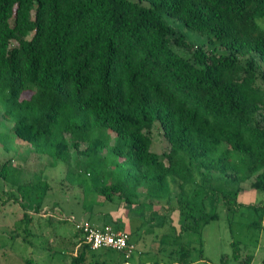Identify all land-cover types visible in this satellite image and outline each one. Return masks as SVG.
I'll return each mask as SVG.
<instances>
[{"label": "trees", "instance_id": "trees-1", "mask_svg": "<svg viewBox=\"0 0 264 264\" xmlns=\"http://www.w3.org/2000/svg\"><path fill=\"white\" fill-rule=\"evenodd\" d=\"M147 1L0 0L2 115L50 164L67 160L82 141L90 164L103 146L123 157L124 171L114 169L97 187L107 198L132 202L143 186L169 202L170 186L179 187L181 230H198L217 216L204 204L194 213L216 177L264 189V26L256 20L264 0ZM164 13L207 41L187 39ZM156 121L167 141L162 153L151 149ZM8 166H0L3 178L13 174ZM47 186L17 184L21 204L40 210L36 198ZM218 192L227 206L237 194ZM30 218L24 210L22 220ZM231 246L217 264H253L239 242ZM192 248L180 244L177 262L187 263ZM97 249L84 242L73 262L83 264L88 253L93 264L128 261L107 262Z\"/></svg>", "mask_w": 264, "mask_h": 264}, {"label": "rangeland", "instance_id": "rangeland-1", "mask_svg": "<svg viewBox=\"0 0 264 264\" xmlns=\"http://www.w3.org/2000/svg\"><path fill=\"white\" fill-rule=\"evenodd\" d=\"M137 1L149 3L147 0ZM164 17L187 39L207 41L206 35L186 27L181 20L165 13ZM256 20L264 26V16ZM176 48L188 53L184 48ZM261 68H264V62H261ZM3 105V102L0 103V166L7 161L13 174L7 178L0 175V264H24L26 257H32L37 264H77L73 262V257L78 255L84 241L80 240L69 216L80 218L82 214H89L95 218L99 214L108 221L114 213L121 218L127 217V212L120 214L121 199L117 194L107 198L97 188L111 181L114 169L115 174H121L125 161L103 146L98 151L99 156L92 158L94 163L90 164V158L82 152L87 142L82 141L77 147H70L67 160L50 164L48 156L38 154L28 141L13 135L10 131L12 120L2 115ZM151 131V149L162 153L167 149V141L158 121ZM114 135L113 131H109L111 144ZM38 180H45L48 186L43 196L36 198L41 204L40 210L36 211L32 204L29 205L32 201L27 207H24L27 201H23L24 206L21 204L17 184L35 186ZM249 184L250 180L213 179L206 188L210 191L208 197L197 198L194 213L204 204L208 212H216L217 216L201 222L198 230H181L184 216L178 211L176 201L180 188L171 185L170 208H162L164 202L157 197L154 203H162L159 208L153 209L151 204L142 207L141 222L145 232L141 239H133L136 249L127 260L132 264H180L177 262L180 244L189 243L193 248L185 264H200L201 254L210 263L217 264L222 254L231 253V242L237 241L243 251L253 254V264H264V189L252 188ZM190 189L187 187L186 190ZM235 189L237 194L232 204L227 206L218 191L232 192ZM24 210L31 215L28 223L22 220ZM129 210L130 214L134 213L131 207ZM25 227L29 233H26ZM152 244L154 248H150ZM100 250L103 251L102 259L107 262L125 259L121 250L98 248L96 251ZM92 261L93 257L88 253L83 264H93Z\"/></svg>", "mask_w": 264, "mask_h": 264}, {"label": "crops", "instance_id": "crops-1", "mask_svg": "<svg viewBox=\"0 0 264 264\" xmlns=\"http://www.w3.org/2000/svg\"><path fill=\"white\" fill-rule=\"evenodd\" d=\"M137 193L138 195L133 198L134 200L132 202H128L125 200V198L120 197L121 199L120 200L121 202L119 204L120 214H123V212H127V217L121 218L119 216H116L115 213L113 216L111 215L110 221L101 218L99 214L96 215L95 218H92V215H89V214H82L81 217L88 219L90 222H93L96 225H102L104 223H112L115 228H123L129 232L130 241H132L135 244L133 239L135 240L141 239L142 234L145 232V229L143 228V225L141 222V219H142L141 215H142V210H143L142 207L144 206V204H151V207L153 209L159 208V206L162 204L159 201L154 203L155 197H152V196L150 197V195H148L146 191V188L143 186H138ZM161 199L164 202V204H166V206L163 204L161 207L170 208L165 198H161ZM129 207H131V209L134 210V213L130 214ZM172 212H174V209H172ZM153 246L154 245L152 244L150 248H154ZM135 249H136V244H135ZM138 260H140V258ZM135 263H138V261ZM126 264H132V263L128 260Z\"/></svg>", "mask_w": 264, "mask_h": 264}, {"label": "built area", "instance_id": "built-area-1", "mask_svg": "<svg viewBox=\"0 0 264 264\" xmlns=\"http://www.w3.org/2000/svg\"><path fill=\"white\" fill-rule=\"evenodd\" d=\"M74 227L80 231L83 241L92 248L110 247L124 252L128 258L135 249V244L130 241L129 232L123 228H115L110 223L96 225L83 217L69 216Z\"/></svg>", "mask_w": 264, "mask_h": 264}]
</instances>
